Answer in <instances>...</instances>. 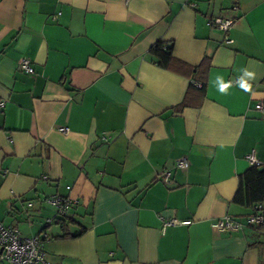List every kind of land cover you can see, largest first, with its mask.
Returning a JSON list of instances; mask_svg holds the SVG:
<instances>
[{
    "label": "crops",
    "instance_id": "1",
    "mask_svg": "<svg viewBox=\"0 0 264 264\" xmlns=\"http://www.w3.org/2000/svg\"><path fill=\"white\" fill-rule=\"evenodd\" d=\"M158 41L209 59L196 106L174 113L193 74L157 65ZM263 78L264 0H0V223L46 235L52 264H261L256 231L212 223L251 212L233 198L249 152L264 165ZM55 195L77 204L58 217Z\"/></svg>",
    "mask_w": 264,
    "mask_h": 264
},
{
    "label": "built area",
    "instance_id": "2",
    "mask_svg": "<svg viewBox=\"0 0 264 264\" xmlns=\"http://www.w3.org/2000/svg\"><path fill=\"white\" fill-rule=\"evenodd\" d=\"M128 3L129 0H124ZM212 24L222 33L224 36V44L230 45L233 41L228 38L229 30L234 24V19L228 17H219L213 20ZM20 71L32 75L34 73L33 68L30 65L28 59H22L18 63ZM198 86H200L198 84ZM261 86L264 88V78L261 81ZM3 104L0 103V110ZM254 109L259 113L262 120H264V99L255 103ZM67 129H64L66 132ZM250 166H259L260 162L255 156V152L252 150L246 157ZM175 165L179 169H186L188 162L185 158H181L175 162ZM169 174L163 175L162 179L167 180ZM44 202L56 210V216H64L67 211L77 204V201L61 196H50L45 198ZM32 204L28 203V207ZM47 224L51 221L47 220ZM189 221H179L171 219L162 224V231L167 227L188 225ZM246 228L264 227V203L256 204L252 207L250 214L245 218V221H235L230 217H225L212 223V228L218 232L231 233ZM46 235L35 237H22L18 229L11 225H3L0 223V264H52L45 260L44 254V241Z\"/></svg>",
    "mask_w": 264,
    "mask_h": 264
},
{
    "label": "trees",
    "instance_id": "3",
    "mask_svg": "<svg viewBox=\"0 0 264 264\" xmlns=\"http://www.w3.org/2000/svg\"><path fill=\"white\" fill-rule=\"evenodd\" d=\"M149 54L153 57L157 65L165 69L178 73L187 71L193 74L184 100L174 109V113H180L184 108L196 106L192 103L191 96L196 94L197 97H199V95H203L205 92L209 59L206 57L197 67L190 68L177 61L172 56L171 42L162 41H158L151 46ZM198 84L200 86H198ZM233 202L251 209L256 204L264 203V165L250 166L247 171L239 176L238 188L234 195ZM56 221V223L61 224L62 229L65 230L67 222L59 218H57ZM69 222L71 221L69 220ZM253 230L257 232L258 237L261 239L254 244L258 246L261 253L260 263L264 264V227L258 229L254 228Z\"/></svg>",
    "mask_w": 264,
    "mask_h": 264
},
{
    "label": "clouds",
    "instance_id": "4",
    "mask_svg": "<svg viewBox=\"0 0 264 264\" xmlns=\"http://www.w3.org/2000/svg\"><path fill=\"white\" fill-rule=\"evenodd\" d=\"M245 77H247L248 79H251L253 77V73L248 72L247 70L244 71V76L241 77L240 81H239V86L240 88H242L244 91H250L251 90V84H249L247 82V80L245 79ZM224 87H228V84H222V88Z\"/></svg>",
    "mask_w": 264,
    "mask_h": 264
}]
</instances>
